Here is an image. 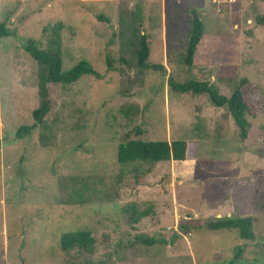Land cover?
<instances>
[{"label": "rangeland", "instance_id": "374dc122", "mask_svg": "<svg viewBox=\"0 0 264 264\" xmlns=\"http://www.w3.org/2000/svg\"><path fill=\"white\" fill-rule=\"evenodd\" d=\"M137 4L148 63L163 70L140 71L122 50L120 18ZM192 9L204 33L188 67ZM261 15L264 0H0V23L14 32L0 40V264H264ZM56 24L62 70L85 60L101 77L50 86L45 129L18 140L39 104L37 64L23 43L47 47ZM190 80L226 97L242 84L255 115L245 139L225 109L169 83ZM136 139L188 140L196 156L118 164V145ZM127 207L148 214L135 223ZM223 217H250L253 239L202 227ZM78 230L90 233V250L62 251L61 235Z\"/></svg>", "mask_w": 264, "mask_h": 264}, {"label": "trees", "instance_id": "16d2710c", "mask_svg": "<svg viewBox=\"0 0 264 264\" xmlns=\"http://www.w3.org/2000/svg\"><path fill=\"white\" fill-rule=\"evenodd\" d=\"M189 20L190 28L186 40L185 52L182 62L186 66H191L197 50V47L203 37V23L195 9L190 11ZM143 22L142 7L140 4L135 5L132 11L126 12V18H120L119 39L122 50L126 52L131 60L135 63L140 71L149 69L163 70L162 66L151 67L148 63L150 55V45L147 35L140 30ZM257 25L264 26V15L256 17ZM62 25L56 24L52 29L51 41L47 47L40 48L38 41L26 39L23 43L24 51L37 64V94L39 104L31 113L33 124L31 126H21L15 133V138L20 140L40 127L45 129V121L50 112L51 99L49 88L53 85L68 86L78 81L82 76L89 75L95 78L101 76L92 68L90 63L85 60L79 61L76 65L67 71L62 70L61 42L60 31ZM14 35L5 22L0 23V40ZM123 60V59H122ZM124 61V60H123ZM108 68L110 61L106 59ZM173 91L193 95L204 94L208 97L209 102L215 108L225 109L233 119L238 129L241 139L248 136L250 123L247 116L253 115L248 109L241 91V85L233 88L229 97L221 95L213 84L208 81L190 80L185 83H174L169 81ZM255 117V115H253ZM48 138L40 135V143L46 146ZM197 144L186 140H175L168 142L162 141H143V140H125L117 147L116 159L118 164L126 166L134 163L154 164L158 162H187L196 156ZM264 155V151H263ZM129 218L135 223L141 218L147 216L148 211L137 212L133 207H127ZM202 227L206 230L216 231L222 229H234L238 231V236L243 240L253 239L252 219L250 217H223L205 220ZM186 229V227H182ZM94 240L90 233L84 230L67 232L60 237V248L67 252L72 249H82L89 251ZM145 244H155L154 240H143ZM238 255H236L237 257ZM235 257V258H236ZM232 264V262H231Z\"/></svg>", "mask_w": 264, "mask_h": 264}]
</instances>
